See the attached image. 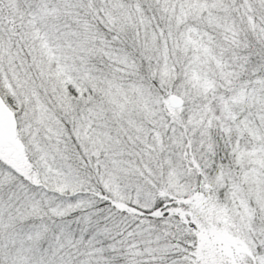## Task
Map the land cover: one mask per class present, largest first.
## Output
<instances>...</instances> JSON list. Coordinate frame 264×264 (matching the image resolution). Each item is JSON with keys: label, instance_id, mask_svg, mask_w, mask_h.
<instances>
[{"label": "snow or ice", "instance_id": "snow-or-ice-1", "mask_svg": "<svg viewBox=\"0 0 264 264\" xmlns=\"http://www.w3.org/2000/svg\"><path fill=\"white\" fill-rule=\"evenodd\" d=\"M0 264H264V0H0Z\"/></svg>", "mask_w": 264, "mask_h": 264}]
</instances>
